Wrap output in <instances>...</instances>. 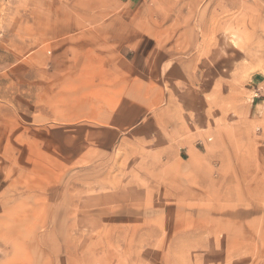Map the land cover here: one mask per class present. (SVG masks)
I'll use <instances>...</instances> for the list:
<instances>
[{"label":"rangeland","instance_id":"rangeland-1","mask_svg":"<svg viewBox=\"0 0 264 264\" xmlns=\"http://www.w3.org/2000/svg\"><path fill=\"white\" fill-rule=\"evenodd\" d=\"M83 2L0 0V264H264V0L105 12L130 69Z\"/></svg>","mask_w":264,"mask_h":264},{"label":"crops","instance_id":"crops-1","mask_svg":"<svg viewBox=\"0 0 264 264\" xmlns=\"http://www.w3.org/2000/svg\"><path fill=\"white\" fill-rule=\"evenodd\" d=\"M76 10L81 7L83 0H68ZM132 0H88L89 11H101L100 17H88L85 13L73 19L53 18L49 20L50 34L52 37L60 38L70 35L72 49L83 51L87 49L86 42L89 43L88 50L96 42L97 51L111 50L115 52H125L124 57L127 67L134 68L139 64V54L145 52V36L143 37L136 30L135 20L125 18H115L106 20L105 12L130 10ZM84 16V17H83ZM91 45V46H90ZM94 51V50H92ZM131 53L130 58H128ZM122 57V56H121Z\"/></svg>","mask_w":264,"mask_h":264}]
</instances>
